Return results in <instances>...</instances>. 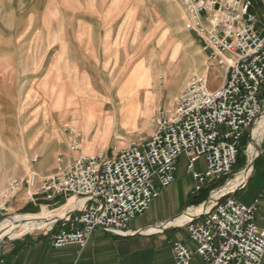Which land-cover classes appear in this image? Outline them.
Returning <instances> with one entry per match:
<instances>
[{"label":"rangeland","instance_id":"374dc122","mask_svg":"<svg viewBox=\"0 0 264 264\" xmlns=\"http://www.w3.org/2000/svg\"><path fill=\"white\" fill-rule=\"evenodd\" d=\"M115 1L95 3L98 13L92 18L72 19L66 10L62 17H57V5L48 6L41 0H0V190L11 179L31 173L52 175L56 168L91 150L112 154L144 141L155 132L157 115L173 112L192 73L204 72L207 53L194 34L184 31L178 0ZM111 8L119 14L108 18L106 11ZM147 61L155 70L151 92L154 98L142 108L148 92L140 87L137 78ZM223 75V69L214 65L209 87L219 88ZM262 106L263 114L264 101ZM252 142L247 133L231 176L206 182L201 194L194 193L196 181L188 170L189 158L181 155L176 162V182L160 188L161 193L168 188L182 200L190 191L192 196H198L192 201L195 207L211 203L215 191L226 187L251 164L248 150ZM73 143L80 146V152L70 150ZM259 146L264 151V136ZM35 157L37 163H33ZM194 165L195 171L205 173L203 157ZM253 173L249 185L235 190L237 193L231 197L251 204L262 192L261 206V153L247 182ZM66 201L61 198L57 203L37 202L32 204L36 206L34 211L29 212L22 208L20 198L13 203L16 210H11V216L0 225L20 214L50 220L44 212L57 214ZM48 204L52 206L45 207ZM257 218L264 224V212H259ZM47 228L38 222L18 221L0 230V244L26 234L50 236Z\"/></svg>","mask_w":264,"mask_h":264},{"label":"built area","instance_id":"2783aa9c","mask_svg":"<svg viewBox=\"0 0 264 264\" xmlns=\"http://www.w3.org/2000/svg\"><path fill=\"white\" fill-rule=\"evenodd\" d=\"M178 2L184 31L200 41L208 64L204 72L192 73L173 112L158 114L155 132L140 143L112 154H80L52 175L31 173L11 179L0 191V223L11 216L12 205L22 193L34 205L73 198L74 206L46 233L56 249H85L97 230L127 235L130 221L149 210L161 195L160 188L176 182L181 155L189 158L195 194L203 192L206 182L231 176L242 139L247 133L251 138L263 112L264 32L257 28L249 0ZM216 64L223 69V82L211 89L209 74ZM70 149L81 151L77 143ZM202 157L204 174L194 165ZM37 162L35 157L33 163ZM231 196L219 198L183 223L196 249L175 242V264H195V256L204 264L263 263L264 229L257 224L261 196L250 205Z\"/></svg>","mask_w":264,"mask_h":264},{"label":"crops","instance_id":"0c3cea01","mask_svg":"<svg viewBox=\"0 0 264 264\" xmlns=\"http://www.w3.org/2000/svg\"><path fill=\"white\" fill-rule=\"evenodd\" d=\"M109 1L110 0H41V2L48 4V6L51 4L57 5V17H62L63 14L61 15V13L66 10L71 13L72 19L76 17L92 18L98 13V11L94 9V7L96 8L95 3L103 5ZM249 1L252 3L250 11L256 17L258 22L257 28L259 32L262 33L264 32V0ZM115 2L119 3L120 0H116ZM83 4H85V6ZM49 9L48 7L46 8L47 11ZM112 10L111 8L106 11V16L108 18L113 17L115 14H119L116 11L112 12ZM179 10L181 11L180 7ZM103 11L104 8H102L100 13ZM180 16L182 17V13ZM73 33L76 32L73 30ZM78 34L81 35L79 32ZM185 86L181 89V93ZM262 101L264 100L262 99ZM253 132L254 129L252 133ZM261 138H263L262 135L257 136L255 146L250 145L248 155L251 164L249 163V166L230 180L232 184L227 190L228 193H232L246 184L243 188L244 190L249 185L250 180L253 179L255 172L247 182L253 171L252 163L257 158H255L254 152L258 154L262 151L259 146ZM88 150L90 149H85V151ZM91 152L92 150L85 155H93L96 153ZM68 164H64V166ZM58 169L59 167L52 173H56ZM40 173L43 174L42 171ZM240 173L242 174L240 175ZM5 186L3 188H5ZM224 188L225 187H222L220 189L222 190ZM167 189L161 193L159 198L152 202L148 211L130 221L129 233L127 235L115 236L103 230H97L93 233L85 249H80L78 246L56 249L51 242L50 236H47L45 233L38 235L26 234L6 242L7 244L5 245L0 244V264H175V255L173 251V244L175 242H182L192 250H195L196 246L190 241L187 229L183 227V222L187 220H181L176 224L174 221L188 212L196 211L202 205L198 207L193 205V199L198 198V196H192L190 191H187L185 197L181 200L180 197H176V193L170 192L171 190L168 191ZM217 191L214 192L211 200H213ZM259 196H261L262 199L263 193L260 192L256 198ZM20 198L23 202L22 208H27L29 212L34 211L36 206L26 201L24 193H22L17 200ZM78 205L79 204H77V207ZM50 206L52 205L48 204L45 207ZM79 206H81V204ZM12 207L15 209L13 205ZM41 207L43 206L41 205ZM188 208L191 209L185 213ZM65 210L66 208H61L59 212L62 214ZM259 212H264V205L260 206ZM257 224L260 229H264V224H262L260 220H257ZM141 231L144 233L140 234ZM194 262L195 264H204L203 261L196 256Z\"/></svg>","mask_w":264,"mask_h":264},{"label":"bare ground","instance_id":"6f19581e","mask_svg":"<svg viewBox=\"0 0 264 264\" xmlns=\"http://www.w3.org/2000/svg\"><path fill=\"white\" fill-rule=\"evenodd\" d=\"M154 71L153 68L151 67V65L148 63L147 61V64H145L143 66V68L141 69V71L138 73V78H137V82L140 83V87L145 89L146 92H148L144 99H143V102H142V108L146 106V104H149L150 100H152L154 98V94L151 93L152 92V87L154 85V81H155V76H154ZM64 88V87H63ZM131 90L130 92H132L134 90V86L131 85ZM129 95V94H128ZM130 96V95H129ZM97 103V102H96ZM84 112L87 113V116H88V111L85 110ZM101 114L102 112H98V114ZM149 114V113H148ZM90 115V114H89ZM86 116V117H87ZM91 116V115H90ZM259 135H262L264 136V113L260 116V118L257 120L256 124H255V127H254V132L252 133L251 135V138H252V146H255V142H256V138L257 136ZM262 152V151H261ZM259 152L258 154L256 152H254L255 154V158L261 153ZM242 173H240L241 175ZM232 184V182H230L229 184L226 185V187L224 189H222L220 191V194L216 196V198L214 200L211 201V203H209L210 205L212 203H214L216 200H218L219 198H221V195L223 196L224 194H227L228 193V188L229 186ZM75 204V200L72 198V199H69L68 202L66 204L63 205L62 208H66V210L69 208V207H72L74 206ZM80 205V204H79ZM78 205V208H80ZM45 209V208H44ZM47 209V208H46ZM207 208H205L204 205H202L199 209H197L196 211L194 212H188L187 214H185L184 216H182L181 218L177 219L174 221V223L176 224L177 222L179 221H185V220H189L191 218H194L198 215H200L201 213H203L204 211H206ZM66 210L64 213L61 214V212H58L57 214H54L52 215L53 212H44L45 214H48L50 215V220H46V218H43L41 216L37 217V218H33V217H29V216H26L24 217L23 215H15V217L11 218L9 221H7L5 224H1L0 225V230L2 229H5L6 227L8 226H13L14 224L18 223H23V222H30V223H34L36 224L37 222L42 225V226H46L48 227L50 224H52L53 222L57 221L59 218H62L64 216V214L66 213ZM45 211V210H44ZM55 211V210H54ZM31 215V214H30ZM173 222V221H172ZM170 222V223H172ZM186 222V221H185ZM183 222V223H185Z\"/></svg>","mask_w":264,"mask_h":264},{"label":"water","instance_id":"95a60500","mask_svg":"<svg viewBox=\"0 0 264 264\" xmlns=\"http://www.w3.org/2000/svg\"><path fill=\"white\" fill-rule=\"evenodd\" d=\"M252 164H254V162H253ZM235 193H236V191H235V192H232V193H229V194H227V195L230 196V195H234ZM222 197H224V196H221V198H222ZM221 198H220V199H221ZM208 206H209V204H206V205H205V208H207Z\"/></svg>","mask_w":264,"mask_h":264},{"label":"trees","instance_id":"16d2710c","mask_svg":"<svg viewBox=\"0 0 264 264\" xmlns=\"http://www.w3.org/2000/svg\"><path fill=\"white\" fill-rule=\"evenodd\" d=\"M225 179H227V178H225ZM224 180V179H223Z\"/></svg>","mask_w":264,"mask_h":264}]
</instances>
